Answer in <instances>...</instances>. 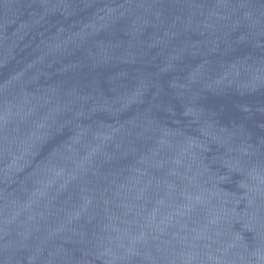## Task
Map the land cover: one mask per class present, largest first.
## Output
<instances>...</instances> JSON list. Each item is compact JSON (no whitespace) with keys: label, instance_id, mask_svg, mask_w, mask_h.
I'll use <instances>...</instances> for the list:
<instances>
[{"label":"water","instance_id":"1","mask_svg":"<svg viewBox=\"0 0 264 264\" xmlns=\"http://www.w3.org/2000/svg\"><path fill=\"white\" fill-rule=\"evenodd\" d=\"M0 264H264V0H0Z\"/></svg>","mask_w":264,"mask_h":264}]
</instances>
